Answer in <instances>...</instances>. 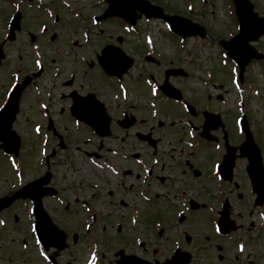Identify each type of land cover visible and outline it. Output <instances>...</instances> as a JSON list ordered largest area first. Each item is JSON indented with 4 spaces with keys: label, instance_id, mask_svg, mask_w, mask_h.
I'll return each mask as SVG.
<instances>
[{
    "label": "flooded vegetation",
    "instance_id": "obj_1",
    "mask_svg": "<svg viewBox=\"0 0 264 264\" xmlns=\"http://www.w3.org/2000/svg\"><path fill=\"white\" fill-rule=\"evenodd\" d=\"M73 1L42 0V4L61 7ZM255 7L264 15L262 7L257 3ZM55 20L64 18L55 12ZM232 23L236 34V16ZM107 33L99 31L97 45L86 47L75 39L73 45L67 42L49 47L59 54L51 58L58 68L56 79H52V74L50 77L52 70L48 69L46 79L51 78V84L44 87L48 116L66 144L59 152L74 149L81 153L78 158L81 167L68 168L76 176L64 174L62 167L71 165V157L60 159L56 151L53 158L41 163L38 174L27 181L39 176L47 178L41 186L42 205L53 222L66 232L65 244L62 248L57 240L37 244L31 228L34 215L25 214V221L17 214L10 218L8 207L1 214L8 222L0 237L3 242L10 237V242H16L20 251L0 253V264H94L89 260L91 255L97 264H138L142 263L140 260L145 264H264V200L258 204L245 169L247 158L237 153L232 179H222L215 172V164L220 163L225 151L223 128L215 126L210 134L212 139L201 134L202 112L219 111L213 106L214 94H209L208 107L205 89L191 88L190 81L181 84L178 78H173L172 82L182 90L183 99L175 102L159 89L164 103L157 114H152L151 91L144 79L149 75L153 81L162 83L164 65L160 61V64L151 62L156 68L150 67L149 71L141 69V72L131 71L129 76L125 74L121 81L127 91L126 101L122 100L120 91L115 98V86L116 101L106 103L99 95L104 92L103 84L97 85V80L103 81L99 77L102 72L97 54L105 44L113 42L114 36ZM119 34L123 46L126 39L123 33ZM263 47L258 46L260 50ZM131 49L140 61L145 49L141 45ZM62 54H70L78 70L83 66V73L88 75L85 82L79 79L76 69L65 73L58 61ZM97 68L100 73L95 78ZM42 69L43 73L45 65ZM29 72L22 73L20 80L33 73ZM88 93L103 101L111 116L110 133L103 138L72 115L74 99H85ZM181 101L191 103L196 109L186 113ZM127 123L132 124L127 127ZM225 128L230 130L226 121ZM51 135L57 145L59 137ZM228 135L231 142V131ZM257 139L264 154L263 143ZM231 143L237 145L239 141ZM238 164L242 165L240 177L236 173ZM23 201L33 206L30 199ZM87 224L91 225L90 233L102 236V241L95 238L90 243L89 250L85 249L86 241L80 234L85 233ZM69 228L75 231L69 233Z\"/></svg>",
    "mask_w": 264,
    "mask_h": 264
},
{
    "label": "rangeland",
    "instance_id": "obj_2",
    "mask_svg": "<svg viewBox=\"0 0 264 264\" xmlns=\"http://www.w3.org/2000/svg\"><path fill=\"white\" fill-rule=\"evenodd\" d=\"M84 0L82 2H79L80 5H83ZM156 3H161L162 5H168V2L171 1L173 6H176V8H180L182 10L181 6V0H153ZM208 2V0H206ZM212 0H209V2ZM219 0H215L214 2H217L216 6V13L211 10V8L208 6L206 9V16H201L199 20H201L203 23L210 25L211 30H218L220 33H217L219 38L221 39H228V31L226 28V22L230 21L228 16L224 13L225 12V7H223V10H221V7L219 5ZM201 2V1H200ZM203 2V1H202ZM261 5L264 4L262 0L259 2ZM221 4V3H220ZM220 7V8H219ZM173 10V8H172ZM172 10L165 9V11L173 12ZM11 12V8L8 4H4L3 2H0V39L2 38L6 20ZM34 12H30V16H34ZM194 13V12H193ZM193 13L189 14L192 16V19H195L193 17ZM188 15V16H189ZM39 21L40 19H30V21H27L26 23L23 24V30L17 34V36L21 33L20 35V41L18 43L20 44V49H17L15 46H18L17 42L14 43V41H11L5 45V50L8 51L7 58L5 60L6 66L3 67V72H0V101L2 99V96L4 94V91L6 90L7 84H9L8 81V73L14 69L15 65H18L19 63H26V66L28 69H36V66L34 64V55L32 54L31 47L28 43V35H26V31L24 30L25 27L29 28L31 32L38 34V29H39ZM139 26H141V29L145 31V34H152L154 38V46L156 43V47L159 48L160 51H162V54L166 56V58H172L174 57V51L178 50L180 52V56H185L187 59L188 56L190 55L189 53V48L195 47V57H196V62L198 64H202V69L204 68L207 71H211L212 74L214 75L213 79V84L212 85V94H214V97L216 95L222 94L223 98L225 100V105L224 110L227 111V117L225 120L227 121L228 126L230 127L232 131V137L234 142H236L239 138L236 135V129H235V124H234V119L237 116V114L241 113L242 111H246L250 120V123L253 127V129L256 131V134L258 138L261 139L263 146H264V65H260L257 63H251L246 69L245 72V81L241 84V86L236 87L232 80V67L230 60L228 59L227 65L222 63V60L224 57L221 55V51L219 50L218 44L210 42L205 43L200 41L199 37H191L188 41H185L186 48L184 49L186 51L182 52L178 46L179 43L172 42V39L166 36L162 35L163 31H166V26L160 23L158 20H152L150 24H147L148 22L145 21L144 18H141L139 22ZM108 26L104 25V27H107L108 35L114 36L115 34L121 32L123 33L126 43L123 44V47L127 51H130L132 53L131 46H139L141 45L144 47V36H137V35H130L125 33L122 30L121 24L119 21L110 20L107 23ZM64 26V27H63ZM71 27V23L68 22H62L59 25H54L50 27L49 33H58L59 36H57V40L55 44L61 42L62 36L60 35V32L62 30L65 32V28L68 30ZM217 36V37H218ZM102 39V38H101ZM100 40V39H98ZM47 45V44H46ZM260 45H264V40H260ZM51 50V54L53 52V49ZM70 54H62L60 57L59 62L62 63V65L65 68V73H68L71 70H77L79 72V79H82L84 82L88 78L87 73L85 74L83 66L81 67V70H78L76 68V63H72V60L69 58ZM136 56V55H135ZM136 62L134 63L133 67L128 71V76L129 73L132 72H141V62L139 61L138 57L136 56ZM49 61V60H48ZM168 62V61H167ZM80 65V64H77ZM192 67V66H191ZM187 70L190 71V69L186 68ZM193 73L199 72V70L196 69V67H192ZM52 70V69H51ZM75 70V71H76ZM214 70V71H212ZM95 72V78L98 77L99 75V70L98 68L94 70ZM53 71H50V77ZM66 75L65 77H67ZM47 74L44 73L42 74L36 81V85L38 84H47V87L49 84H51V78L50 81L49 78L48 80L46 79ZM102 80L98 81L97 80V85L103 84V90L104 92L99 93V95L104 99L106 103L111 104L112 101H116L113 98L114 90L113 88L109 87L106 80L99 76ZM53 79V77H52ZM180 80V83H186V80L183 78L178 77ZM192 82L197 83L195 80L191 79ZM221 87V89H220ZM37 88V86H36ZM33 90L32 87L26 92V95L23 99V104L24 108L23 110L25 111V115L21 114L19 115L15 122H14V129L20 134L21 136V147H20V153H19V160L17 162L22 165L23 159L24 165L26 166L27 170V175L29 178L33 176L34 173L37 171V158L40 157V143L42 139V135H38L34 133L33 126L36 123H40V115L37 113V105L34 102V96H33ZM135 100L142 102L143 100L141 98H135ZM220 103V102H219ZM218 103V105H219ZM241 106L242 109L239 111L238 106ZM238 114V115H239ZM62 154V155H61ZM69 154L72 156L71 157V165L63 166V172L64 174L70 173L72 176H76L75 173H71L68 168L70 166H75V167H81L79 163H81V160L79 161L78 158L81 157V153H76V150L70 149L66 151V155L69 156ZM58 158H66L63 154V152L60 153V156ZM79 164V166H78ZM85 166V164H83ZM32 167V168H31ZM31 168V169H30ZM241 168L242 165H237L236 166V173L239 174L237 175L240 177V175H243L241 173ZM30 169V170H29ZM68 171H67V170ZM24 176V172H23ZM7 178V179H6ZM17 178L16 174L14 173L13 169L11 168L10 164L8 163L7 159L0 154V192L4 191L8 185H15L17 184ZM69 200V198L67 197ZM14 212V213H13ZM13 214H18L22 215V220L25 221V214H26V207H24L22 204L20 205H15L13 210L10 212V218L13 217ZM20 221V222H21ZM73 225L71 224L69 227H72ZM72 228H69L68 232H74ZM78 232V231H77ZM12 230H10V235H11ZM79 233V232H78ZM73 238V236H72ZM94 238H97V240L102 241V236L98 235H93V236H87V241H90ZM80 242H81V237H80ZM10 250L13 253H18L19 250V245L16 242H10V237L8 240L4 241L0 237V253L3 252V254H10Z\"/></svg>",
    "mask_w": 264,
    "mask_h": 264
},
{
    "label": "water",
    "instance_id": "obj_3",
    "mask_svg": "<svg viewBox=\"0 0 264 264\" xmlns=\"http://www.w3.org/2000/svg\"><path fill=\"white\" fill-rule=\"evenodd\" d=\"M123 2L128 5L135 4L136 2L139 3L140 5L141 4L147 5L145 2H141L140 0H123ZM116 12H119V11H116ZM166 18L171 22L172 26L174 27L176 31H179L184 35L196 33V31L193 30L192 26H190V22H188L187 20L180 19L178 17H166ZM252 38H256V37L255 36L252 37L251 35L242 33L237 38H234L231 41L222 43L224 47L228 49L229 54L240 63L242 71L245 65L247 64V62L249 61V59L255 55L254 51L248 46H246V42L251 40ZM15 99L17 100L18 98L15 97ZM15 105H16V102L14 101L13 102L14 108H15ZM8 109H9V116L6 119L7 126H8L7 131L16 137L15 133L10 130L11 122L14 119L15 111L10 112V104L8 106ZM16 139L18 138L16 137ZM18 145H19V142L17 144V147Z\"/></svg>",
    "mask_w": 264,
    "mask_h": 264
},
{
    "label": "snow or ice",
    "instance_id": "obj_4",
    "mask_svg": "<svg viewBox=\"0 0 264 264\" xmlns=\"http://www.w3.org/2000/svg\"><path fill=\"white\" fill-rule=\"evenodd\" d=\"M37 66H39V65H37ZM3 222L2 221H0V224H2Z\"/></svg>",
    "mask_w": 264,
    "mask_h": 264
}]
</instances>
